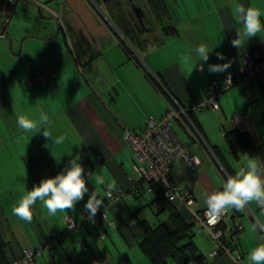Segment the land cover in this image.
I'll list each match as a JSON object with an SVG mask.
<instances>
[{
    "label": "crops",
    "instance_id": "0c3cea01",
    "mask_svg": "<svg viewBox=\"0 0 264 264\" xmlns=\"http://www.w3.org/2000/svg\"><path fill=\"white\" fill-rule=\"evenodd\" d=\"M7 1L0 0V30L9 22L0 38V241L5 263L49 240L50 247L33 264H151L140 249V224L156 228L168 219V211L154 208L161 187L135 175L123 133L141 134L148 118L163 117L171 96L187 115L173 120L176 137L199 162L192 169L175 160L171 168L181 194L188 191L194 198L189 206L172 202L181 220L191 225L183 243L196 247L200 264H233L235 255L242 257L241 264H264V207L257 203L259 198L264 204V163L233 135L246 134L255 147H264L260 84L229 88L215 111H187L209 85H224L225 73L237 78L241 53L257 51L264 58V0H165L163 22L154 21L139 0L146 20L145 29L138 31L143 43L150 42L139 51L117 29L108 30L109 40H87L66 18L71 12L61 2L52 5L66 10L65 16L56 12L62 18L59 25L47 11L54 24H40L35 16L48 20L43 13L24 12L20 2L9 19L12 4ZM17 21L25 31L12 28ZM166 27L175 33L167 35ZM149 72L158 83L148 78ZM37 73L44 81L30 88L26 80ZM133 189L138 191L106 209V222L91 213V202L106 192ZM218 194L233 202L224 233L229 237L235 222L242 231L230 254L211 258L214 246L192 216ZM83 215H88L84 222ZM65 217L79 228L64 234Z\"/></svg>",
    "mask_w": 264,
    "mask_h": 264
},
{
    "label": "built area",
    "instance_id": "2783aa9c",
    "mask_svg": "<svg viewBox=\"0 0 264 264\" xmlns=\"http://www.w3.org/2000/svg\"><path fill=\"white\" fill-rule=\"evenodd\" d=\"M27 1L33 2L32 0ZM82 1L89 7L90 11H92L102 25L108 30L111 29L116 32L114 24L110 22L111 20L100 8L97 1ZM33 3L39 6L37 2ZM40 7H42L41 4ZM49 13H51L58 22L57 24L61 25V18L50 10ZM237 61L239 65L237 78L228 72L225 73L224 85H219L217 82L209 85L204 97L202 99L194 100L190 107H188L187 111H215L219 108L218 98L221 93L233 86L248 88L254 81L260 84V88H262L264 93V58L261 57L259 52L244 51L238 56ZM149 74L153 80H156L157 83L159 82L154 74L152 75L150 72ZM43 81L44 77L37 73L29 77L26 80V83L32 88ZM1 93L2 89L0 87V94ZM167 104V111L163 117L159 119L150 117L145 121L144 131L141 134H135L127 129L124 130L123 141L131 151L134 160V173L139 179L159 185L163 189L164 199L169 203L179 201L180 203H185L189 206L193 204L194 198L188 191L181 194L180 187L175 184L172 178L171 168L173 161L175 160H182L192 169L195 168L199 162L195 156H191V154L184 149L181 142L177 139L174 128L172 127L173 120H179L182 116H187L186 110L179 106L171 96ZM175 107L177 109H175ZM192 129L195 130L194 127ZM190 134L194 138H200L198 133L194 134L190 131ZM200 140L202 139L200 138ZM262 169H264V167H262ZM137 191V189H133L130 193L123 191H108L103 198H96L91 202V213L106 222V209L109 206L118 204L124 197H130ZM257 203L259 207H264L261 199L257 198ZM160 206L161 201H158L155 203L154 208L158 210ZM228 217L229 209H227L225 197L221 194H218L211 199L207 204V207L200 209V211L195 212L192 216L193 222L199 225L200 230H204L205 233L208 234V237L214 246V249L209 252V257L211 258H217L221 254H230L236 243L235 236L242 231L241 224L235 222L232 229L227 232L231 238L229 241H226L222 225ZM82 218L84 222L88 219V215H83ZM64 224V234L72 232L80 226L79 223H75L70 217L64 218ZM99 237L104 239L106 235L103 232ZM50 245L51 242L46 240V243L42 245L41 248H37L36 250H23L20 253V258L14 260L12 264H33V260L39 256L41 252L49 248ZM241 258L240 255H235L233 258V264H241ZM188 264H198V261L191 259Z\"/></svg>",
    "mask_w": 264,
    "mask_h": 264
},
{
    "label": "trees",
    "instance_id": "16d2710c",
    "mask_svg": "<svg viewBox=\"0 0 264 264\" xmlns=\"http://www.w3.org/2000/svg\"><path fill=\"white\" fill-rule=\"evenodd\" d=\"M144 2L146 3L147 8H149L154 21L159 20L160 22H163L164 19L167 18L165 0H144ZM108 8L109 17L111 19L110 22L114 24L116 29L120 32L119 34L123 36L131 48L134 50H137L136 48L140 49V47L146 48L150 42L143 43L145 40L140 33V30L138 31L133 27V22L130 21L128 14L122 9V3L113 2ZM153 30L154 28L151 27L149 30L150 33L153 34ZM164 31L169 36L175 33L167 27ZM121 46L124 47L127 54L133 57L131 52L132 49L129 47L127 48L123 42ZM148 78L152 79L151 75H148ZM233 135L237 137L242 148L250 152L252 155L254 154L260 161H262V163H264V147H255L251 143L250 137L246 134ZM151 186L157 189L160 188L159 185L154 183H152ZM160 189L161 192L159 193L158 200L161 201V206L159 211H168V219L161 222L156 228H151L147 224H140L144 236L140 249L144 250L149 260H151V264H167L165 260L167 257L174 260L175 264H188L191 259L198 261V264L202 263V257L198 253L196 247L191 242L183 243L184 239L188 237L187 233L190 230L191 225L181 220L178 213L172 207V202L169 203L164 199L162 188ZM224 197L227 207L233 208L231 197L226 194ZM222 230L225 232L223 226ZM226 235L227 234L225 233V240L229 241L231 237ZM3 246V243L0 241V264H6L2 254L4 249Z\"/></svg>",
    "mask_w": 264,
    "mask_h": 264
},
{
    "label": "water",
    "instance_id": "95a60500",
    "mask_svg": "<svg viewBox=\"0 0 264 264\" xmlns=\"http://www.w3.org/2000/svg\"><path fill=\"white\" fill-rule=\"evenodd\" d=\"M20 0H10L7 1L10 4H12V10L10 14L9 19L13 17V13H15V10L18 6ZM60 3V4H65L69 7L70 9V14L67 15V19H72L74 27L78 29L79 31L82 32V35L86 37L87 40L93 41L99 38V37H104L106 40L110 39V35L108 34L109 31L108 29L102 25L99 24L95 16L93 15L92 11H90L89 7L82 1V0H45L44 6H48L53 2ZM102 4H107L108 2H111L113 0H100ZM130 2V6L128 7V16L130 21L133 22V27L138 30L140 27L141 30H144V13L140 7H137L132 3V0H128ZM38 15L40 16L41 13L40 11L37 12ZM65 18V19H66ZM9 22L5 24V26H2L0 30V38L5 37V31L7 28V25ZM11 40H9L10 42Z\"/></svg>",
    "mask_w": 264,
    "mask_h": 264
},
{
    "label": "rangeland",
    "instance_id": "374dc122",
    "mask_svg": "<svg viewBox=\"0 0 264 264\" xmlns=\"http://www.w3.org/2000/svg\"><path fill=\"white\" fill-rule=\"evenodd\" d=\"M33 2H37V4H39V6H37V5H35L33 2H31V1H27V0H20L19 2L23 5H21L20 3H19V5H21V6H19V7H21V10L22 11H24V12H34V13H36V14H38L37 12L38 11H40V13H43L42 14V17H44L45 19L47 18L48 19V16H47V14L51 17L52 15H51V13H47L46 12V8H41L40 7V4L42 3V0H32ZM137 1H139V0H137ZM100 5V8L104 11V13L105 14H107V15H109V10H107L108 8H106L105 7V5L104 4H99ZM51 6V7H50ZM126 6V5H125ZM49 7H50V9H52V10H54V12H57V13H60L59 12V10L57 9V8H55L54 9V7L52 6V5H49ZM20 12V11H19ZM47 13V14H46ZM39 16V15H38ZM38 18V19H37ZM52 18V17H51ZM35 20L37 21H39V23L41 24V23H48V24H54V21H53V19L52 20H41L39 17H36L35 16ZM12 28H15L16 30H18V31H25L26 30V26L23 24V23H21V22H19V21H17V22H15V24L14 25H12ZM12 28H11V30H12ZM138 51H139V49L138 48H136ZM0 62H4V59L2 58V56L0 55Z\"/></svg>",
    "mask_w": 264,
    "mask_h": 264
},
{
    "label": "flooded vegetation",
    "instance_id": "af4514ba",
    "mask_svg": "<svg viewBox=\"0 0 264 264\" xmlns=\"http://www.w3.org/2000/svg\"><path fill=\"white\" fill-rule=\"evenodd\" d=\"M8 1H10V0H8ZM95 1H97L98 3H101V1L100 0H95ZM111 2H121L122 3V9H124L125 10V12H126V14L128 13V7L126 8L125 7V5H126V2L127 3H129V6H130V2L128 1V0H113V1H111ZM132 3L134 4V5H136V6H138L137 5V0H132ZM42 5V9L43 8H46V11L47 12H49V10L51 11V12H53L54 14H56V15H58L56 12H54V10H52V9H50V7H49V5L48 6H44V4L42 3L41 4ZM50 5H58V3H56L55 1L53 2V3H51ZM126 6H128V5H126ZM64 11H66L65 9H64V6H62L61 7V11L60 12H62V14H63V16H65V12ZM67 16V15H66ZM60 18H61V16H59ZM145 17V16H144ZM62 19V18H61ZM143 20H146V19H143ZM150 32V31H149Z\"/></svg>",
    "mask_w": 264,
    "mask_h": 264
}]
</instances>
